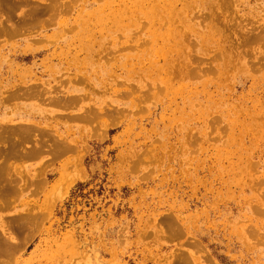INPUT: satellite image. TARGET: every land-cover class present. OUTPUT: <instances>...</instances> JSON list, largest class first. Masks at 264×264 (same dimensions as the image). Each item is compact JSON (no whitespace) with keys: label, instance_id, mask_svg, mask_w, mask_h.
Returning a JSON list of instances; mask_svg holds the SVG:
<instances>
[{"label":"rangeland","instance_id":"obj_1","mask_svg":"<svg viewBox=\"0 0 264 264\" xmlns=\"http://www.w3.org/2000/svg\"><path fill=\"white\" fill-rule=\"evenodd\" d=\"M59 1L48 31L0 40V126L47 140L0 180V264H264V41L243 45L264 0ZM166 14L188 39L149 58ZM181 54L219 71L165 91Z\"/></svg>","mask_w":264,"mask_h":264},{"label":"bare ground","instance_id":"obj_2","mask_svg":"<svg viewBox=\"0 0 264 264\" xmlns=\"http://www.w3.org/2000/svg\"><path fill=\"white\" fill-rule=\"evenodd\" d=\"M41 2V0H0V40L21 36V39H19L21 40V42L27 41L32 38L30 37V35L38 31H48L50 28H52L53 25H51V19L55 16V13L58 12L60 8H62V5L60 4L59 0H46L44 4ZM135 4L136 1L133 0V6H136ZM138 5L139 3H137V6ZM63 7L66 9L64 5ZM147 9H154V11L156 12L158 7L154 8V6L152 5ZM168 17L169 16L166 14L164 16L166 20L162 18L161 23H158V28L162 29V33L157 32L154 38H162L166 36L168 38H172L174 43H177L179 39L181 41L183 40V38L188 39L187 34L184 31L185 22L179 28L171 29L173 18L168 19ZM145 18L148 19L147 22L151 25H153L157 20V17L155 16H145ZM57 25L60 26L66 24L57 23ZM84 29L79 33H82ZM132 29L133 28H121V30L126 34H131ZM207 34H211V31H207ZM77 36H79V34H77ZM214 40L217 41L215 38ZM70 41L71 39H67L65 41L66 46L70 45ZM260 41H264V27L263 29H261V31H258L256 33L251 32V34H246L243 45H251ZM164 42L165 43H163L161 47H155L158 48V50L152 48V45H150L147 51L151 52L147 56H149V58H152L156 53H169V42L165 37ZM130 45L131 47L138 48L141 46V42L140 40H138ZM165 45H167V47ZM4 47L5 46H2L1 48L4 49ZM13 56L15 57L14 61H25L29 59L28 56L23 55L22 53H15ZM180 56L183 57V61L174 65L171 68V71L169 68V70L164 71V74L160 73L161 76L157 79V81H159V84L165 86V91L167 90L169 85L166 81L169 80L170 77L182 75V81H184L186 77L191 76H195L193 79H203V74L219 71V67L214 66L212 61L206 62L201 58L191 56V54H188L187 56L185 55V57L182 54ZM135 58L141 59L143 58V54H139ZM149 60L153 62L152 59ZM77 61L79 63H82L84 59ZM166 75L168 76V78L166 77ZM11 97L14 99H34V97L37 98L40 96L37 89L27 88L21 89V91L12 92ZM76 102V97H71L69 99L56 97L55 99L50 101L51 104L65 109L72 107ZM262 116L264 117V112L262 113ZM31 124L17 125L14 127L0 126V157L2 158L1 161L3 162V164H1L0 166V180L5 178L7 179V177L10 175V172L13 168L12 161H24L37 158L47 151V140H45V137H42L46 135L45 131L42 127L37 126L36 122H32ZM261 130L264 133V129L262 128ZM26 143L33 144V147L28 148V150L25 149L24 145ZM53 143L55 144V147L53 148L55 152H62L67 149L59 140ZM59 186L60 182L57 183L53 187V189L56 190ZM2 251H4V246L0 242V252ZM208 264L217 263L215 261L213 262L212 260H208Z\"/></svg>","mask_w":264,"mask_h":264}]
</instances>
